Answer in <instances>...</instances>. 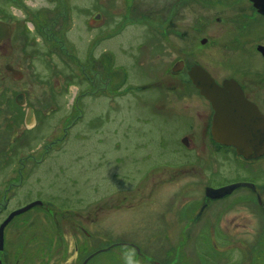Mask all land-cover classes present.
Segmentation results:
<instances>
[{
  "label": "rangeland",
  "instance_id": "obj_1",
  "mask_svg": "<svg viewBox=\"0 0 264 264\" xmlns=\"http://www.w3.org/2000/svg\"><path fill=\"white\" fill-rule=\"evenodd\" d=\"M23 3L28 4L26 0H19L14 5L22 8ZM14 5L8 4L5 9L1 6L3 16L15 14ZM149 25L151 29L142 23L128 29L127 46L133 51L132 57L129 54L117 55L124 68L105 75L111 76L112 87L105 88L102 83L103 95L100 98L83 101L81 122L70 130L63 143H55L46 155L47 143L59 140L63 128L78 118V108H72V103L78 97L77 88L81 87L78 76L74 74L78 70L73 66L77 67L75 59L85 53L88 43L80 40L65 45L70 68L68 72L60 70L63 74L60 76L48 68L46 61L43 63L47 69L42 64L40 52L44 45L40 43L27 45L13 41L0 49V90L5 87L4 105L0 102V225L11 212L33 202L41 203L14 216L4 227L5 247L13 256L16 254L13 257L7 252L10 256L6 258L13 260L10 264H82L89 255L109 246L112 247L93 256L87 264H264V209L256 207V201L247 190L238 189L219 202L226 210L243 206L225 218L234 217L233 223L235 220L239 222L236 226L229 225L233 231H238L236 234H219L216 231L212 234H166L163 230L152 229L146 219L148 215L142 204L152 203V199L146 197L149 184L133 186L113 175L114 171L126 173L129 170L111 163L110 118L149 117L150 131L144 138L149 146L159 135L171 141L183 133L182 129L176 134L172 132V127L178 122L175 119L165 120V125L159 127L160 119L154 112L157 108L152 107L158 99L153 90L157 87L144 93V97L149 99L145 103L126 93L131 84L136 88L137 84H153L158 79L175 83L170 68L176 55L170 53L158 57L163 52L158 41L159 26L153 21H149ZM116 44L110 42L113 49H116ZM138 45L142 48L136 51ZM55 48L58 50L56 45H52L51 50L56 51ZM189 48H195V45L184 43L178 52L186 58L185 66L189 67L194 62L207 66L203 55L197 58L200 47L193 55ZM187 54L190 55L186 57ZM59 56L65 58L63 54ZM5 63L21 67L25 71L24 80L17 82L11 79L4 70ZM181 76H178L181 81H177L183 83L179 89L163 93L164 108L172 110L179 107L180 114L172 110L166 118L196 112V102L186 96L188 91H184V84H190V80L185 71ZM178 78L175 77L176 80ZM54 81L57 82L56 87L52 85L49 90L44 88L45 85H39L40 82ZM116 88L119 92L118 106L112 110L108 97ZM16 92H25L32 99L40 93L46 96L47 100L40 106L32 103L27 106L37 118L36 127L27 128L25 121L22 122L23 107L18 105L24 104L20 102L17 105L12 100ZM143 104L151 105L149 111L140 107ZM95 124L100 127L97 134L100 137L90 130V126ZM129 138L127 146L133 143L136 135L132 132ZM245 178L249 179L244 173H228L222 183ZM180 189L181 194L189 188L182 186ZM185 196L181 195L182 198ZM209 215L216 216V213L210 211Z\"/></svg>",
  "mask_w": 264,
  "mask_h": 264
},
{
  "label": "flooded vegetation",
  "instance_id": "obj_2",
  "mask_svg": "<svg viewBox=\"0 0 264 264\" xmlns=\"http://www.w3.org/2000/svg\"><path fill=\"white\" fill-rule=\"evenodd\" d=\"M1 1L3 4H0V7L4 9L8 4L14 5L19 2ZM26 1L28 4L23 3L22 8L13 6L15 14L3 16L4 10H0V24L7 26L5 36L0 40V49L5 43L13 41L27 45L40 43L44 45L40 52L42 64L44 65L43 62L46 61L48 68H52L60 76L63 75L60 70L68 72L70 68L65 45L80 40L88 43L86 55L84 53L75 59L77 67L73 66L78 70V73L74 74L78 76L81 87L77 88L78 97L76 100L73 99L72 103V108H78V118H74L63 128L59 140L47 143L49 145L45 148V155L52 151L55 143L59 141L63 143L68 138L70 130L77 122H81L84 116L83 101L91 102L100 98L103 95L102 83L105 84V88L112 87L111 76L105 75L117 68H124L117 55L129 54L132 57L133 51L127 46L128 29L140 23L151 29L149 21H153L159 26L158 41L163 51L158 57L170 53L176 55V60L170 68L171 72L178 62H182L183 66L175 73L172 72L171 78L176 84L158 79L153 84L150 82L137 84L136 88L131 84L132 87H127L126 93H131L132 98L136 96L138 102L142 100L145 103L149 99L144 97V93L157 87L153 90L158 99L152 107L157 108L154 112L160 119L159 127L165 125V120L175 119L178 122L172 127V132L176 134L182 129L183 133L171 141L166 140L164 135H159L156 142L149 146L144 139L150 131L149 117L137 115L130 119L110 118L111 163L113 166L118 165L129 170L126 173L114 171L113 175L116 179L133 186L149 184L150 190L146 197L152 199V203L142 204L148 215L146 219L152 225V229L163 230L166 234L171 232L212 234L214 231L219 234H236L238 231H233L229 225L236 226L239 222L235 220L233 223L234 217L229 220L225 218L243 206L226 210L219 202L232 196L238 189L247 190L256 201V207L264 209V154L255 159H245L238 156L232 147L215 142L211 134L213 109L191 82L184 84V91H188V94L185 93L186 96L196 102L195 113L181 114L183 118L181 115L166 118V115L170 116L172 110L179 114L180 112L179 107L166 110L163 98L166 90L176 91L181 87L183 83H177L181 81L178 76L184 71L187 76L188 70L197 65L201 66L219 86H222L224 81L235 82L244 101L256 109L260 118H264V13L257 9L252 0ZM110 42H117L116 49L112 48L113 45L110 46ZM184 43L195 45V48H189L191 55L198 52L197 47H200L197 58L203 55V58L207 59V66L194 62L186 67L184 61L186 58L179 54V49ZM52 45H56L58 50L56 48V51L51 50ZM141 48L142 46L138 45L135 50L139 51ZM184 49L187 53L188 46ZM59 54H63L65 58L62 59ZM3 66L11 79L17 82L24 80L25 71L21 67L17 65L15 67L13 63H5ZM7 66L20 73L17 79L6 70ZM44 67L46 68L45 65ZM39 85H45L44 88L49 90L52 85L56 87L57 82H40ZM4 91L5 87L0 90L2 105ZM118 93V88L113 89L108 97L112 110L117 109ZM18 96L23 97L24 105L17 104ZM12 100L23 107L24 122L28 104L40 106L47 98L44 93L32 99L25 92H16ZM140 107L149 111L151 105L143 104ZM35 108L39 109L37 106ZM36 120L33 111V120L25 121L26 127L30 129L36 127ZM90 130H93L95 136L100 137L97 135L100 132L98 124L90 126ZM132 132L136 139L127 146ZM100 141L98 138V142ZM228 173H244L249 179L222 183ZM239 183L249 186H239L219 198H211L205 193L206 188L218 189ZM182 186L189 189L180 194ZM182 194L186 196L182 198ZM210 211H214L216 216H210ZM3 240L5 241V238ZM4 241L0 249V264H10L13 260L6 258L11 253L5 247Z\"/></svg>",
  "mask_w": 264,
  "mask_h": 264
},
{
  "label": "water",
  "instance_id": "obj_3",
  "mask_svg": "<svg viewBox=\"0 0 264 264\" xmlns=\"http://www.w3.org/2000/svg\"><path fill=\"white\" fill-rule=\"evenodd\" d=\"M252 1L257 9L264 13V0ZM6 27L0 24V40L5 36ZM182 66V62H178L172 72L175 73ZM6 70L12 74L14 79H17L20 75L19 72L14 71L10 66H7ZM187 76L191 84L199 91V94L211 104L214 112L211 126L213 140L221 145L232 147L238 156L245 159L261 157L264 154V118H260L261 116L256 109L244 101L237 84L233 81H224L222 86H219L201 66L197 65L188 70ZM16 100L17 104H21L20 102L24 104L22 96H18ZM32 120L33 111L28 108L25 121ZM239 186H249V184L239 183L218 189L206 188L205 193L211 198H219L229 194ZM35 205H41V203L33 202L15 210L1 223L0 249H2L3 244L4 227L14 216L29 210ZM111 247L109 246L104 250L92 253L83 260L82 264H87L93 256L107 251ZM132 247L138 252L137 248Z\"/></svg>",
  "mask_w": 264,
  "mask_h": 264
}]
</instances>
